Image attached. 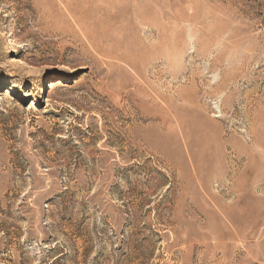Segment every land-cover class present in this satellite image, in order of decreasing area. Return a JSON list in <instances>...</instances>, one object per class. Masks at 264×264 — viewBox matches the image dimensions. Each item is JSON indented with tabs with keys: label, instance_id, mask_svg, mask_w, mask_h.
<instances>
[{
	"label": "rangeland",
	"instance_id": "obj_1",
	"mask_svg": "<svg viewBox=\"0 0 264 264\" xmlns=\"http://www.w3.org/2000/svg\"><path fill=\"white\" fill-rule=\"evenodd\" d=\"M0 264H264V0H0Z\"/></svg>",
	"mask_w": 264,
	"mask_h": 264
},
{
	"label": "bare ground",
	"instance_id": "obj_2",
	"mask_svg": "<svg viewBox=\"0 0 264 264\" xmlns=\"http://www.w3.org/2000/svg\"><path fill=\"white\" fill-rule=\"evenodd\" d=\"M46 67H47V66H46ZM46 67H44L43 70H44ZM27 69L30 71V73H33L34 71H36V68H33L32 66H28ZM7 93H8V92H7ZM216 117H218V116H216Z\"/></svg>",
	"mask_w": 264,
	"mask_h": 264
}]
</instances>
